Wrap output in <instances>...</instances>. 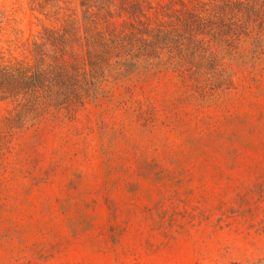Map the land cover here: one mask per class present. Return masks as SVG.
I'll use <instances>...</instances> for the list:
<instances>
[{
  "label": "rangeland",
  "instance_id": "obj_1",
  "mask_svg": "<svg viewBox=\"0 0 264 264\" xmlns=\"http://www.w3.org/2000/svg\"><path fill=\"white\" fill-rule=\"evenodd\" d=\"M159 28L183 73L115 70L34 121L0 99V264H264V0H0V64Z\"/></svg>",
  "mask_w": 264,
  "mask_h": 264
},
{
  "label": "trees",
  "instance_id": "obj_2",
  "mask_svg": "<svg viewBox=\"0 0 264 264\" xmlns=\"http://www.w3.org/2000/svg\"><path fill=\"white\" fill-rule=\"evenodd\" d=\"M147 32L151 40L140 39L143 47L133 42L134 33L128 39L115 33L87 35L82 42L83 60L74 64H67L60 57L48 62L44 56L34 64H0V99L17 103L19 110L15 120L30 117L34 121L51 110L71 114L87 100H98L104 82L115 70H122L124 74L165 65L183 73L190 68L186 52L191 45L177 41L166 29ZM215 36L217 39L224 34L220 36L218 32ZM46 40L53 44L54 53L63 52L69 41L65 35L48 36ZM161 50L167 53L166 63L160 59Z\"/></svg>",
  "mask_w": 264,
  "mask_h": 264
}]
</instances>
